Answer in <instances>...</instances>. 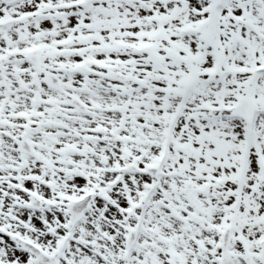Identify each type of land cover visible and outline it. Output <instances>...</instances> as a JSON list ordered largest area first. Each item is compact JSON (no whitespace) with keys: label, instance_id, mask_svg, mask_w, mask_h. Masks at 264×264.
I'll return each instance as SVG.
<instances>
[{"label":"snow or ice","instance_id":"1","mask_svg":"<svg viewBox=\"0 0 264 264\" xmlns=\"http://www.w3.org/2000/svg\"><path fill=\"white\" fill-rule=\"evenodd\" d=\"M0 264H264V0H0Z\"/></svg>","mask_w":264,"mask_h":264}]
</instances>
